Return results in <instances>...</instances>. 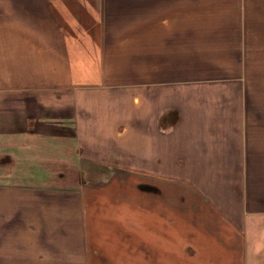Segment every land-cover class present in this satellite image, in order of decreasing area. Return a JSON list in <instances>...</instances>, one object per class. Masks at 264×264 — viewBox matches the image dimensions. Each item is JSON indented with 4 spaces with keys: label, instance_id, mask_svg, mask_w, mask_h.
Listing matches in <instances>:
<instances>
[{
    "label": "crops",
    "instance_id": "crops-1",
    "mask_svg": "<svg viewBox=\"0 0 264 264\" xmlns=\"http://www.w3.org/2000/svg\"><path fill=\"white\" fill-rule=\"evenodd\" d=\"M35 251L264 264V0H0V264Z\"/></svg>",
    "mask_w": 264,
    "mask_h": 264
},
{
    "label": "rangeland",
    "instance_id": "rangeland-1",
    "mask_svg": "<svg viewBox=\"0 0 264 264\" xmlns=\"http://www.w3.org/2000/svg\"><path fill=\"white\" fill-rule=\"evenodd\" d=\"M47 190V189H44ZM35 193L37 194V192H41L40 189H34ZM51 191H56L54 189H51ZM38 199V197H35V205L33 207L34 212H39L41 210H48V208H54L53 210L50 211H54V210H58L59 209V204H51L53 202L49 201V200H43L42 198H40L41 200H36ZM42 201V203L40 202ZM50 202V203H47ZM73 206L72 204L67 205L66 208ZM57 260H59V253L58 252H34V259H33V264H57Z\"/></svg>",
    "mask_w": 264,
    "mask_h": 264
}]
</instances>
